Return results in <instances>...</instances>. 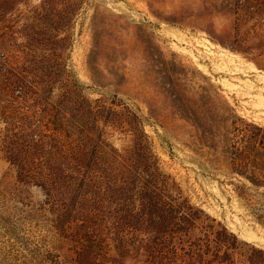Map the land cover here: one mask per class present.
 Segmentation results:
<instances>
[{"label": "rangeland", "instance_id": "1", "mask_svg": "<svg viewBox=\"0 0 264 264\" xmlns=\"http://www.w3.org/2000/svg\"><path fill=\"white\" fill-rule=\"evenodd\" d=\"M244 1L0 0V264H82L100 231L97 264H146L172 225L145 191L264 249L228 159L233 120L264 126V55L227 45Z\"/></svg>", "mask_w": 264, "mask_h": 264}, {"label": "trees", "instance_id": "2", "mask_svg": "<svg viewBox=\"0 0 264 264\" xmlns=\"http://www.w3.org/2000/svg\"><path fill=\"white\" fill-rule=\"evenodd\" d=\"M251 1L243 2L246 12L237 17L234 31L227 35V45L248 55L256 53L258 57L264 55V48L261 47L264 42V30L254 22L252 27L242 31L243 21L256 19L259 9L260 13H264L263 3L259 4L260 8H256ZM254 8L256 10L250 11ZM251 41L253 43H250ZM255 41L260 44H255ZM238 120L242 122L233 120L228 130L229 167L232 173L250 183V186L242 183L236 191L257 220L264 225V126L246 122L243 118ZM146 149L150 152L149 146H146ZM155 163L157 164V160L153 164ZM154 170L148 180L141 182L143 190H152V185L160 175L166 183L171 177L159 171V166H155ZM172 184L180 190L175 180ZM145 192V198L148 200L147 210L150 216L156 219L155 223L167 232L168 227L172 225L170 233L162 237L163 241L149 242L146 264H264L263 248L240 240L224 223L192 204L188 198L180 201L166 196L165 199L164 195L152 197L148 191ZM94 218V215H87L89 227L95 225L100 231L101 224L94 222ZM98 235L100 238L95 240L85 236L82 264H97L96 256L102 252L108 253L109 246L101 238L102 232Z\"/></svg>", "mask_w": 264, "mask_h": 264}]
</instances>
